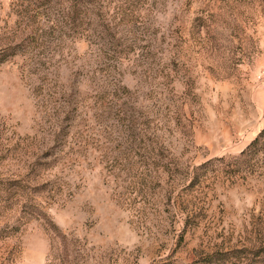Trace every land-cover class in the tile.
Instances as JSON below:
<instances>
[{
	"label": "rangeland",
	"instance_id": "rangeland-1",
	"mask_svg": "<svg viewBox=\"0 0 264 264\" xmlns=\"http://www.w3.org/2000/svg\"><path fill=\"white\" fill-rule=\"evenodd\" d=\"M264 0H0V264H195L264 227Z\"/></svg>",
	"mask_w": 264,
	"mask_h": 264
},
{
	"label": "trees",
	"instance_id": "trees-1",
	"mask_svg": "<svg viewBox=\"0 0 264 264\" xmlns=\"http://www.w3.org/2000/svg\"><path fill=\"white\" fill-rule=\"evenodd\" d=\"M258 156L264 157V128L240 153V159H244V163ZM249 231L252 236L249 246L202 252L195 264H264V227H251Z\"/></svg>",
	"mask_w": 264,
	"mask_h": 264
},
{
	"label": "built area",
	"instance_id": "built-area-1",
	"mask_svg": "<svg viewBox=\"0 0 264 264\" xmlns=\"http://www.w3.org/2000/svg\"><path fill=\"white\" fill-rule=\"evenodd\" d=\"M260 77L264 78V70L262 71Z\"/></svg>",
	"mask_w": 264,
	"mask_h": 264
}]
</instances>
